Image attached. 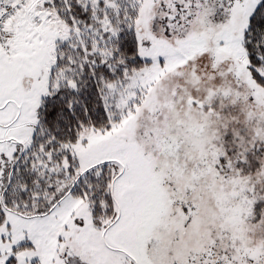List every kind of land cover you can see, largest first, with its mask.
<instances>
[{"label":"snow or ice","instance_id":"obj_1","mask_svg":"<svg viewBox=\"0 0 264 264\" xmlns=\"http://www.w3.org/2000/svg\"><path fill=\"white\" fill-rule=\"evenodd\" d=\"M0 264H264V0H0Z\"/></svg>","mask_w":264,"mask_h":264}]
</instances>
